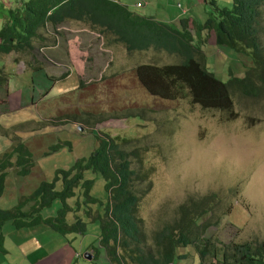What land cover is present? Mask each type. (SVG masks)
Listing matches in <instances>:
<instances>
[{
	"label": "rangeland",
	"instance_id": "obj_1",
	"mask_svg": "<svg viewBox=\"0 0 264 264\" xmlns=\"http://www.w3.org/2000/svg\"><path fill=\"white\" fill-rule=\"evenodd\" d=\"M11 1L4 0L6 5ZM144 1L147 4L139 9L142 14L167 23L177 24L186 10L193 16V8L195 13L204 15L203 0ZM231 3L227 0V6ZM261 8L259 40L264 46V6ZM1 22L0 18V27ZM194 27L191 22L193 32ZM119 37L100 26L68 19L58 27L49 24L43 28L31 49L0 53V161L23 141L35 153L36 160L27 177L17 175L15 166L8 169L0 208L14 206L19 202L18 196L34 191L45 180L53 181L57 170L68 169L78 159L90 156L98 147L93 134L97 131L101 137L112 136L129 153L131 169L136 172L131 185L138 198L136 214L151 248L156 233L178 220L180 205L215 193L219 199L210 207L211 212L197 219L198 225L211 222L203 237L219 239L224 244L263 246L264 219L241 200L236 181L240 153L249 154L253 148L264 150V94L255 97L232 93L234 105L230 109L205 107L194 102L190 94L154 95L157 91L153 87L150 92L141 83L137 69L144 65H177L180 57L153 47L130 52L125 43L116 41ZM202 40L200 55L208 58L207 63L212 65L208 69L219 80L227 82L233 75H246L244 66L233 59L236 54H226L215 44L214 32L204 33ZM238 53L250 64L246 55ZM216 57L222 64L215 66ZM66 141L71 143V150L66 147L45 157L57 143ZM197 170L202 173L198 179L180 178ZM89 178L97 179L93 193L108 198L106 181L95 174ZM262 184L264 169L244 185V194L255 199ZM58 206L56 202L45 213L55 212ZM77 213L88 221V231L70 236L72 242H68L69 236L64 237L49 226L25 232L5 222L1 229L6 261L37 264L46 251H62L67 245L82 254L79 264H117L99 243V221H93L81 210ZM73 218L71 213L70 219ZM25 236L38 238L44 248L29 250L27 257L18 247ZM88 250H99V260H86L83 255ZM177 254L184 258L175 257L174 264H200L193 246L180 247ZM127 264L133 263L127 258Z\"/></svg>",
	"mask_w": 264,
	"mask_h": 264
},
{
	"label": "trees",
	"instance_id": "obj_2",
	"mask_svg": "<svg viewBox=\"0 0 264 264\" xmlns=\"http://www.w3.org/2000/svg\"><path fill=\"white\" fill-rule=\"evenodd\" d=\"M132 2L13 0L6 5L4 0H0V53L27 51L49 24L58 27L68 19H77L118 34L120 37L116 41L125 43L130 52L153 47L178 55L180 62L177 65H144L137 69L141 83L150 92L153 87L157 91L154 95L163 97L170 92L173 96L190 94L194 102L205 107L230 109L234 105L232 93L240 91L256 97L264 92V46L259 40L258 27L264 0H232L231 6H227V0H203V16L195 13L194 8L193 16L186 10L176 20L177 24L142 14L139 9L147 4L144 0ZM138 3L142 5L138 6ZM191 22L195 26L194 32ZM210 32L215 33V44L226 54H236L235 62L247 70L244 77L233 75L223 82L209 71L208 65H212L200 53L203 34ZM238 52L246 55L250 64ZM219 64L222 62L216 57L215 66ZM93 134L98 147L90 156L78 159L68 169L57 170L53 181L45 180L34 191L18 196L19 202L14 206L0 208L1 253H7L1 229L5 222L23 231L49 226L54 232L71 239L74 234L85 235L88 231V221L77 213L81 210L93 221H99V243L117 264H127V258L133 264H174L175 257L184 258L177 254L178 248L190 246L195 247L200 256V264H264V245L253 247L249 243L239 246L203 237L211 222L198 225L197 219L211 212L210 207L219 199L216 193L209 198L180 205L178 220L173 226L167 225L156 233L151 248L136 214L138 198L131 188L136 172L131 169L129 153L112 136L101 137L97 131ZM66 147L71 150L69 141L57 143L52 152L45 153V157ZM35 164V153L25 141L18 142L5 153L0 161V196L5 191L8 169L15 166L17 175L27 177ZM92 174L100 175L106 181L108 198L93 193L97 179L89 178ZM72 199L75 203H71ZM56 202L59 206L55 212L46 214V210L53 209ZM71 213L74 214L73 219H70ZM193 225H196L195 229ZM99 250L93 252V261L99 260Z\"/></svg>",
	"mask_w": 264,
	"mask_h": 264
},
{
	"label": "clouds",
	"instance_id": "obj_3",
	"mask_svg": "<svg viewBox=\"0 0 264 264\" xmlns=\"http://www.w3.org/2000/svg\"><path fill=\"white\" fill-rule=\"evenodd\" d=\"M236 76V75H234ZM239 77V76H237ZM240 92V91H238ZM235 93V92H234ZM243 94L242 92H240ZM264 94V92H263ZM244 95V94H243ZM253 96V95H252ZM233 101V100H232ZM234 103V102H233ZM245 145V149H247ZM235 167V165H233ZM260 169H264V150L253 148L249 154L244 152L240 153V169L238 172L237 184L239 185V192L241 200L248 205V207L261 219H264V184L259 188L258 194L255 199H249L244 194V185L251 179L253 175ZM202 173L197 170L190 176L182 175V180L198 179ZM87 253H91L90 250ZM93 255V253H91ZM85 256V254H84ZM89 261V260H88ZM93 261V260H92Z\"/></svg>",
	"mask_w": 264,
	"mask_h": 264
},
{
	"label": "crops",
	"instance_id": "obj_4",
	"mask_svg": "<svg viewBox=\"0 0 264 264\" xmlns=\"http://www.w3.org/2000/svg\"><path fill=\"white\" fill-rule=\"evenodd\" d=\"M70 240H72V238ZM18 247L23 251V254L30 257L29 250L43 249L44 245H42L36 237L31 238V236H25L23 243ZM62 248H64L62 251H60V249L46 251L45 256L37 264H79L82 254H78L74 249L71 250L67 245ZM59 252H61L60 255L56 257ZM6 255L7 253L4 254L0 252V264H9L6 261Z\"/></svg>",
	"mask_w": 264,
	"mask_h": 264
},
{
	"label": "water",
	"instance_id": "obj_5",
	"mask_svg": "<svg viewBox=\"0 0 264 264\" xmlns=\"http://www.w3.org/2000/svg\"><path fill=\"white\" fill-rule=\"evenodd\" d=\"M81 129V128H80ZM82 130V129H81ZM94 258V256L91 253H85V259L92 261Z\"/></svg>",
	"mask_w": 264,
	"mask_h": 264
},
{
	"label": "built area",
	"instance_id": "obj_6",
	"mask_svg": "<svg viewBox=\"0 0 264 264\" xmlns=\"http://www.w3.org/2000/svg\"><path fill=\"white\" fill-rule=\"evenodd\" d=\"M137 5H138V6H141L142 4H141V3H138Z\"/></svg>",
	"mask_w": 264,
	"mask_h": 264
}]
</instances>
